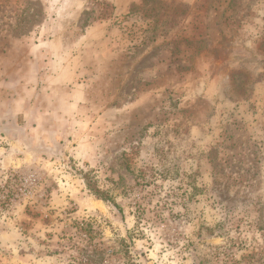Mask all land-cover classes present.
I'll list each match as a JSON object with an SVG mask.
<instances>
[{
  "label": "rangeland",
  "instance_id": "374dc122",
  "mask_svg": "<svg viewBox=\"0 0 264 264\" xmlns=\"http://www.w3.org/2000/svg\"><path fill=\"white\" fill-rule=\"evenodd\" d=\"M0 264H264V0H0Z\"/></svg>",
  "mask_w": 264,
  "mask_h": 264
},
{
  "label": "trees",
  "instance_id": "16d2710c",
  "mask_svg": "<svg viewBox=\"0 0 264 264\" xmlns=\"http://www.w3.org/2000/svg\"><path fill=\"white\" fill-rule=\"evenodd\" d=\"M94 194L96 196H98L99 198H101L102 200H107L108 199L106 196H104V193H102L100 191H94Z\"/></svg>",
  "mask_w": 264,
  "mask_h": 264
}]
</instances>
